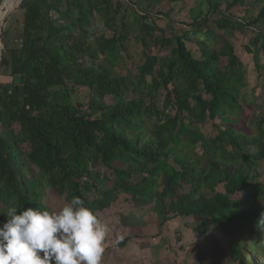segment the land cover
Segmentation results:
<instances>
[{
  "label": "trees",
  "instance_id": "obj_1",
  "mask_svg": "<svg viewBox=\"0 0 264 264\" xmlns=\"http://www.w3.org/2000/svg\"><path fill=\"white\" fill-rule=\"evenodd\" d=\"M187 1L21 0L19 44L0 34V213L48 210V189L97 215L124 194L159 226L191 218L199 236L232 235V260L259 263L264 130L251 138L242 125L256 88L246 93L232 41L251 34L242 49L262 75L264 0L249 18L246 0H193L186 28L155 25ZM208 121L212 135L197 129ZM118 217L121 247L139 223Z\"/></svg>",
  "mask_w": 264,
  "mask_h": 264
},
{
  "label": "rangeland",
  "instance_id": "obj_2",
  "mask_svg": "<svg viewBox=\"0 0 264 264\" xmlns=\"http://www.w3.org/2000/svg\"><path fill=\"white\" fill-rule=\"evenodd\" d=\"M7 1L8 0H1L0 10ZM127 1L129 3H136L139 0ZM246 4L249 7L248 12L246 13L247 18L253 17L261 5L258 0H246ZM191 5H193V0H188L184 6L181 2L172 4L170 3L169 6L172 7L170 8L168 6V8L171 9L169 16L170 20L156 19L154 21L155 25L157 27H164V24L169 21L172 25V28L175 30L179 28H186V26L183 25V21H187L186 11ZM234 13L236 14L235 11ZM240 14H243V12ZM19 21L20 12L17 5L5 16L4 20L2 21L1 31H5V34L2 38L4 45L13 47L19 44ZM96 28V32L99 33V31L102 29L101 24L99 23ZM155 34H159L157 29L155 30ZM249 34L241 36L240 34L236 33L232 43L238 57L241 59L242 63L245 64L243 80L246 82V93L250 91L252 92L253 88H256V92H254L253 95L247 96V103L249 100H253L255 105L249 106L246 110H244L243 116H246V118H244L245 120L243 121L242 125L249 130L248 134L251 138H257L261 129L264 130V55L262 53L259 58V63L263 64V69L260 70L262 75L258 76L253 68L251 54L246 53L242 49V45L247 43V41L250 39ZM90 43H93V41L90 40ZM250 44L253 45V41H251ZM136 47L139 51V44L136 43L135 48ZM133 51L134 49L130 50L131 53ZM126 67L130 68L129 61ZM119 72L121 74L126 73L124 69L120 70ZM8 80V77L0 76V82H6ZM72 99L73 101H81V103L84 105L87 101L86 98H83V95L81 97L78 94L73 95ZM215 122H218V120H215ZM209 124L210 122L208 121L206 124L196 127L202 133L206 135H212V127ZM196 152L197 153H193L192 157L199 159L198 153H201L200 148H197ZM109 178L112 179L113 175H109ZM261 180L264 182V173L261 176ZM45 192L46 193L43 203L48 208V211H59V209L65 205L63 200L58 198L57 194L53 190L47 189ZM124 197H126L124 194H120L115 200V203L111 205L109 209L97 214V216L104 222L108 223L111 228L105 243V245H109L111 247H113L112 242L122 240L127 233L126 227L119 224L121 222V219L118 217L119 214L123 217L124 215L132 216L139 223L137 227L132 228L128 243L124 246V248H122L123 251L120 252L121 249H116L114 250L115 255L119 254V252L121 254L128 255L129 259L133 261L132 264H239V262L232 260V254L229 252L234 239L232 235L222 236L221 230H216L214 232L209 231L208 233H211V235H209L207 238L204 236H199L198 232H196L197 224H193L191 218L184 220V223L182 222L181 218L166 222L164 223L165 225L159 226L158 221L156 220V215L152 210L149 209L148 205L136 207L131 202L126 200L124 201ZM234 198H239V196L235 195ZM128 212H130V214ZM186 221L190 228H182V225L186 224ZM142 227L144 228L141 229ZM141 231L144 232L145 238L142 242H138L136 245V243H134L136 239L135 237L139 236ZM157 232L158 237H156ZM151 240L158 242L155 248L161 246L160 256L158 254L159 252L157 253L152 245L145 247V243H149L148 241ZM136 246L145 247L144 249L142 248L143 251H136V254L140 253L139 257H137L135 254H132V252L128 253L132 251V249L136 248ZM110 251L112 250L105 248L104 255L106 253H110ZM251 255L255 260L260 259L259 263L256 264H264L263 254L252 253ZM157 256H159V258Z\"/></svg>",
  "mask_w": 264,
  "mask_h": 264
},
{
  "label": "clouds",
  "instance_id": "obj_3",
  "mask_svg": "<svg viewBox=\"0 0 264 264\" xmlns=\"http://www.w3.org/2000/svg\"><path fill=\"white\" fill-rule=\"evenodd\" d=\"M0 215V264H102L111 228L79 196L59 211L12 206Z\"/></svg>",
  "mask_w": 264,
  "mask_h": 264
},
{
  "label": "crops",
  "instance_id": "obj_4",
  "mask_svg": "<svg viewBox=\"0 0 264 264\" xmlns=\"http://www.w3.org/2000/svg\"><path fill=\"white\" fill-rule=\"evenodd\" d=\"M144 227H142L141 229H143ZM156 230V229H155ZM127 235V233L125 234V236ZM156 237H158V232H157V235H156ZM136 239H135V241H134V243H136V245H137V243L138 242H142L143 240H144V238H145V234H144V232H142L141 231V233L139 234V236H136L135 237ZM138 239H140V240H138ZM149 243H145V247H148L149 245H152L153 247H154V250L159 254V256L161 255L160 253H161V246H159L158 248H155L156 247V244L158 243V242H156L155 240H151V241H148ZM152 242V243H151ZM154 242V243H153ZM128 243V241L123 245V246H119V247H117V246H114L113 245V247H111V246H109V245H105V248H107V249H109V250H112V251H110V253H106L104 256H103V260H102V264H132L133 263V261H131L130 259H129V256L128 255H126V254H121L120 252H122L123 251V249L122 248H124V246L126 245ZM112 244H113V242H112ZM111 244V245H112ZM145 247H138V246H136V248H134V249H132V251H130V252H128V253H131L132 252V254H135L137 257H139L140 256V253H137L136 254V251H138V250H142L143 251V249L145 248ZM143 248V249H142ZM116 249H121V251L119 252V254H114V250H116ZM156 252H154L155 254H157ZM118 255H120V256H118ZM159 256H157L158 258H159Z\"/></svg>",
  "mask_w": 264,
  "mask_h": 264
},
{
  "label": "bare ground",
  "instance_id": "obj_5",
  "mask_svg": "<svg viewBox=\"0 0 264 264\" xmlns=\"http://www.w3.org/2000/svg\"><path fill=\"white\" fill-rule=\"evenodd\" d=\"M19 5V0H8L0 10V21L2 26V21L4 20L5 16L8 12H10L14 7Z\"/></svg>",
  "mask_w": 264,
  "mask_h": 264
},
{
  "label": "water",
  "instance_id": "obj_6",
  "mask_svg": "<svg viewBox=\"0 0 264 264\" xmlns=\"http://www.w3.org/2000/svg\"><path fill=\"white\" fill-rule=\"evenodd\" d=\"M21 2V0H19V3ZM9 13V12H8ZM7 13V14H8ZM0 34H1V21H0ZM3 46L1 44V40H0V55H1V50H2Z\"/></svg>",
  "mask_w": 264,
  "mask_h": 264
}]
</instances>
